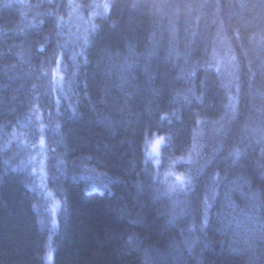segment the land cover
<instances>
[{"label":"trees","instance_id":"16d2710c","mask_svg":"<svg viewBox=\"0 0 264 264\" xmlns=\"http://www.w3.org/2000/svg\"><path fill=\"white\" fill-rule=\"evenodd\" d=\"M85 31L79 95L65 84L57 106L42 48L70 64ZM202 165L201 199L227 173L203 227L176 180ZM47 251L51 264H264V0H0V264H47Z\"/></svg>","mask_w":264,"mask_h":264},{"label":"snow or ice","instance_id":"6c2138e0","mask_svg":"<svg viewBox=\"0 0 264 264\" xmlns=\"http://www.w3.org/2000/svg\"><path fill=\"white\" fill-rule=\"evenodd\" d=\"M97 7H102L105 11V13L108 12L109 10V5L104 4V5H97ZM112 8H115L116 5L115 3L111 5ZM111 20V17H109ZM119 21L118 19L116 20H111V23L117 24ZM93 29H97L96 25H91ZM90 41L87 35V32L85 31V34L83 35L82 42L80 44V51H75L73 50L70 58V64L66 65V61H68V53L63 52L60 53L57 51L55 47L52 48L50 55L47 54L45 50L42 48V54L45 55V59L42 61L41 68L38 69L40 72V78L43 79L44 76L50 77L48 81V87L45 89V92L43 94H46L50 97L51 92L55 88L56 90H59L61 92V96L55 101L57 106L60 105V101L64 98L66 95L64 92V85L67 84V95L69 99L71 96L76 95L78 96L79 93L73 92V87H77L80 83L79 81V73H80V68L81 64H87L89 63V58L88 55L86 54V49L87 46L89 45ZM59 47H66V45H60ZM61 55H63L64 59H61ZM79 57H83V60L81 61ZM47 65L46 70H42L43 67ZM52 65H55V67H52ZM63 69V71H62ZM121 87H123V84H121ZM106 91V90H105ZM191 91V90H190ZM42 94V95H43ZM84 95H87V92L84 93ZM193 97L197 100H200L201 97L195 96V93H192ZM91 99V98H89ZM100 102H104L103 98H101ZM92 110L95 111V102H92L90 105ZM39 107H35L33 110L34 111H39ZM229 110L231 113H234L236 110V101L235 97L230 98L229 102ZM71 110V115L73 118L79 117L81 113L79 112L78 106H73L71 103H69L66 106L65 110ZM98 118L105 120L107 123H111L110 120L106 116H102L98 114ZM161 120H166L168 119L167 115H160L159 117ZM179 119V117H176ZM44 126L41 125V129L43 130ZM60 125L57 124L53 131H56L59 133V139L56 141L58 145H64L65 144V139L68 135L67 132H59ZM69 132H71V129H69ZM165 140L164 136H158L155 141L153 142L152 149L153 152L157 151L158 147L161 145V143ZM39 145L41 149V154L45 151V139L43 136H40L39 139ZM35 147V145H33ZM190 152H196L197 155L199 154V146L194 143L192 147L189 149ZM219 151V148L213 149V152ZM241 152L239 149H234L233 151H230L228 153V157L232 158V160L235 162L236 158L240 156ZM63 154H61L62 156ZM181 160H183V157H181ZM214 162L211 157L207 161H205L206 164H210ZM56 168L57 170L60 171L61 174H64L63 169L65 166V161L57 158V163H56ZM203 171V165L196 170L194 174H190L188 176H177L176 180L179 182V188L181 191H184L185 193H191L193 197V203L196 204L197 210H199L202 206L203 210V224L201 227L204 225H210L211 220H210V210L212 207L211 201H213L217 195V190L219 187L222 185L224 179H226L227 173L221 174L220 172L215 173L211 178L210 182L204 187L203 190V198L201 199V194L199 191H193L194 188L197 187L199 184V173ZM97 187V183L93 182L92 184L89 185V188L94 190ZM103 187L106 189L107 184H104ZM177 189V186L175 184L170 185L168 191H175ZM253 197H255V193L253 194ZM131 239V238H129ZM53 258L52 253L49 252L47 255V259L51 261ZM146 264H151L150 258H147Z\"/></svg>","mask_w":264,"mask_h":264},{"label":"rangeland","instance_id":"374dc122","mask_svg":"<svg viewBox=\"0 0 264 264\" xmlns=\"http://www.w3.org/2000/svg\"><path fill=\"white\" fill-rule=\"evenodd\" d=\"M160 136V135H157V136H154L152 139L149 140V142L147 143V148H146V152L148 154V156L150 157V159L153 161V162H157L158 160V157H159V147L157 149V151L153 152V149H152V145H153V142L155 141V139ZM162 144V143H161ZM41 150V149H40ZM40 154H41V151H40ZM45 153L43 152V154H41L39 157L40 159V162H38L36 165H38V169L37 171L40 173L39 177L42 178V176H44V167H43V164H44V158H45ZM41 181V180H40ZM46 196H47V199H48V204H49V207L51 209V214L54 216L55 213L59 210V206L61 204V199L50 189V188H46ZM49 251H47L46 255H45V259H46V263L47 264H51V262L47 259V255H48Z\"/></svg>","mask_w":264,"mask_h":264}]
</instances>
